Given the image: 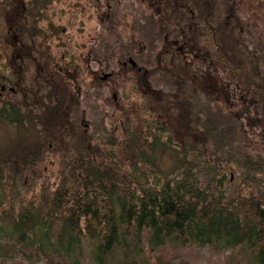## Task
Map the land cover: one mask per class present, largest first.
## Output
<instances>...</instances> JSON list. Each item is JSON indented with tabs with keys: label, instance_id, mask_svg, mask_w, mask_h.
Here are the masks:
<instances>
[{
	"label": "trees",
	"instance_id": "16d2710c",
	"mask_svg": "<svg viewBox=\"0 0 264 264\" xmlns=\"http://www.w3.org/2000/svg\"><path fill=\"white\" fill-rule=\"evenodd\" d=\"M241 2L176 0L180 73L144 74L147 117L121 136L103 117H81L74 130L81 100L45 58L30 92L37 102L46 89L40 110L1 97L3 80L18 85L32 52L41 54L25 45L45 31L36 8L0 3L14 67L0 75V253L16 264H197L194 246L225 264H264V142L258 149L248 132L264 140V31L252 35Z\"/></svg>",
	"mask_w": 264,
	"mask_h": 264
},
{
	"label": "rangeland",
	"instance_id": "374dc122",
	"mask_svg": "<svg viewBox=\"0 0 264 264\" xmlns=\"http://www.w3.org/2000/svg\"><path fill=\"white\" fill-rule=\"evenodd\" d=\"M112 1L53 0L45 12V17L36 24L45 31V36L36 35L32 42L27 41L25 45L41 50V54L32 52L33 62L24 64L23 69H20L23 77L18 79V85L3 80L8 89L1 97L5 100L18 101L25 109L36 107V110H40L38 103L45 101L43 93H46V89L38 90V94L36 92L37 102L33 101L34 96L30 92L33 84L36 85L38 80L40 65L38 63L45 58L49 70H54L55 73L60 71L59 73L62 72L64 75L67 73V79H64L67 80L68 87L76 92V96L81 100V107H78L73 118L74 130L81 128V117L90 120V123H99L100 117H103L106 124L116 127L115 134L121 136L123 125L135 126L139 119L147 117L146 106L149 104L146 101L148 94L143 83L144 74L146 73L150 82L164 75L172 77L171 75L176 72L180 73L177 63L181 59L172 58L173 52H176V48L180 46L174 43L176 40L174 0L121 1L117 17L108 11L107 5H114ZM260 1L243 0L240 4L248 15L246 21L250 25L252 35L258 40L262 38L261 31H264V9L260 6ZM0 3L3 1L0 0ZM96 4L99 6L98 9ZM160 18L162 19L159 23L157 19ZM29 22L32 24L33 19H28V25ZM3 27L4 21L0 15V75L6 78L13 73L14 67L9 65L5 53L2 42L5 32L1 31ZM199 31L201 36L197 40L200 46H205L207 35L202 30ZM129 50L133 56V59H129L136 63L134 68L143 69L142 73L140 71L138 74L133 68L129 69V64L124 66L125 69H121L120 63L127 62ZM196 61L191 59L190 55L184 57L187 68L192 72L195 70ZM209 72L212 73L210 74L212 79L221 77L218 71V73L212 70ZM105 74L109 75L103 80ZM95 78L102 83L96 85L98 82H95ZM38 81L41 83L40 80ZM9 88L13 89L10 91ZM87 94L90 98L85 102ZM38 95L41 96V100ZM164 102L172 105L173 99L166 97ZM235 103L236 108H239V103L237 101ZM171 113L175 116L176 109L172 108ZM256 129L248 128L249 138L252 144L260 149L262 148L260 141L263 143L264 140L258 128ZM65 139L69 138L65 137ZM59 155L57 150L56 154L49 153L47 157L52 161L57 160ZM0 241L4 240L0 238ZM191 255L197 264H225L223 261H218L215 256H210L205 247L193 246ZM198 256H202L203 259H199ZM16 260L18 258L12 253L7 256L0 253V264H16Z\"/></svg>",
	"mask_w": 264,
	"mask_h": 264
},
{
	"label": "flooded vegetation",
	"instance_id": "af4514ba",
	"mask_svg": "<svg viewBox=\"0 0 264 264\" xmlns=\"http://www.w3.org/2000/svg\"><path fill=\"white\" fill-rule=\"evenodd\" d=\"M1 1H3L4 2V0H1ZM14 1H17V2H19L20 4H21V6H23L24 8H26V7H31V8H36V10L40 13V14H43V16H42V18H44L45 16V12H46V10L51 6V3H52V1L53 0H14ZM97 2L99 1V0H96ZM121 1H125V0H113L112 2L114 3V5L112 6V5H107L108 6V11H111L112 12V14H113V16L114 17H117V15H118V12H119V4H121ZM174 2H175V9H176V0H174ZM3 4V3H2ZM97 5V4H96ZM98 5L96 6V8L98 9ZM41 18V19H42ZM40 19V20H41ZM39 20V21H40ZM38 21V22H39ZM37 22V23H38ZM41 28V27H40ZM174 43H176V42H174ZM129 60L130 59H128L127 60V62L128 63H130L129 62ZM122 64L125 66L126 65V62L124 61V62H122ZM136 65V63L135 64H133L132 66H135ZM7 87L6 86H3V91L6 89ZM8 89V88H7ZM13 88H9V90L11 91ZM35 108V107H34Z\"/></svg>",
	"mask_w": 264,
	"mask_h": 264
},
{
	"label": "water",
	"instance_id": "95a60500",
	"mask_svg": "<svg viewBox=\"0 0 264 264\" xmlns=\"http://www.w3.org/2000/svg\"><path fill=\"white\" fill-rule=\"evenodd\" d=\"M129 62H130L131 65L135 64V61L132 60V59H130ZM107 75H109V74H105V75H103L102 79L104 80V79L106 78ZM2 89H3V87H2Z\"/></svg>",
	"mask_w": 264,
	"mask_h": 264
}]
</instances>
